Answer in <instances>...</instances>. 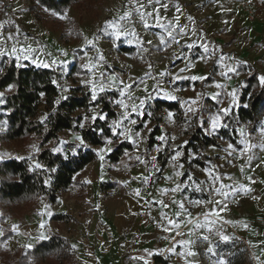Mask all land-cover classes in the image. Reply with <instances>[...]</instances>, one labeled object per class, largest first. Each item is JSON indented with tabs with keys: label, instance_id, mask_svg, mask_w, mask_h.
<instances>
[{
	"label": "rangeland",
	"instance_id": "obj_1",
	"mask_svg": "<svg viewBox=\"0 0 264 264\" xmlns=\"http://www.w3.org/2000/svg\"><path fill=\"white\" fill-rule=\"evenodd\" d=\"M29 4L28 0H0V48L6 53L5 56H19L20 59L16 60L18 64L29 62L40 66L47 63L49 67L56 68V83L60 88L61 98L67 96L73 86L80 85L92 92L91 85L95 84L97 96L100 87H104L105 91H117L118 96L114 99L119 112L118 119L114 121L117 123L121 113L125 111V108L115 103L118 99H123L130 108L139 103L138 98L153 95L154 90L171 92L177 97L171 101H179L184 115L191 117L201 109L206 96L211 98L218 94L215 100L220 109L238 106V90L245 78V74L238 70L240 65H251L259 72L260 77H264V0H80L63 14L45 11L40 7L42 20H38L29 10ZM116 31L122 33L119 40L114 35ZM168 31H171V36H168ZM161 37H164L163 41ZM201 44L208 46L209 53H204ZM122 46L134 47L136 53L121 52ZM13 48L16 49L15 52L12 51ZM25 56L28 58L25 59ZM221 56L225 58L223 61ZM4 57H0V67ZM75 63H79L80 71L72 74ZM84 65H89L90 68L82 67ZM230 68H235L236 71L230 72ZM112 77L118 78L115 84L112 83ZM193 77L204 79L197 80L192 79ZM121 80L124 85L131 86L124 96H120L118 91L123 87L119 83ZM187 81L189 84H186ZM217 84L223 87L219 88ZM233 92L236 93L234 100L231 95ZM0 93L4 95V91L0 90ZM155 99L168 100L162 94L159 98L153 95L140 110V115L132 114L136 124L125 121L117 128L119 133L127 125V135L130 138L125 139L122 135L118 138L131 141L134 149L126 152L118 164L106 161V155L110 151H101L106 146L111 149L112 142L98 149V161L80 173V179L84 180L86 186L72 187L64 193L57 203L59 210L70 213L77 210L82 215L83 210L79 207L85 200L87 185L98 181L95 179L96 173L104 166L108 169L104 171L109 173L113 181L129 179L135 185L139 175L134 170L143 167L146 173L143 174V179H139L141 184H152L165 178L169 189L179 185V194L193 204L206 201L208 195L213 194V189L220 188L221 185H226L224 191H228L231 185L232 188L236 187L229 177V166L234 154L243 150L235 147L230 149L229 142H221L220 147L212 146L205 151L212 157L208 167L202 169L195 165L188 169L181 160L182 147L187 141L185 128L167 110L162 111L163 136L166 140L161 141L148 154L145 152L154 122H144L142 116L150 111ZM192 100L197 103L191 104ZM2 105L3 96L0 97V115L3 113ZM189 107L196 111L188 112ZM100 109L101 105L91 107L89 116L96 114L105 117ZM169 113L172 114L171 117ZM211 113L209 127L206 128L208 133H213L209 129L211 118L217 111L213 110ZM201 117L204 120V116ZM5 129L6 120L0 118V133ZM241 129L244 132L241 141L246 143L247 149V128L240 127V134ZM263 137L264 111L261 115V130L252 137V141L262 145ZM78 138L79 135L65 131L61 134V145L67 141H80ZM61 145L56 149H61ZM48 146H53V143ZM37 151L38 141L34 136L24 142L0 141L2 160L31 158ZM168 151L173 153L162 168L159 155L165 156ZM176 152L180 155L174 161L172 157ZM153 156L156 157L155 165L152 163ZM177 172L181 174L177 176ZM212 175L220 179L210 183ZM198 186L202 190H197ZM126 187L127 185L122 187V192H127ZM57 207L46 204L44 199L25 207L20 218L8 220L15 234L2 245L25 247L31 245L34 238L45 236L48 232L71 235L72 228L59 224L52 218ZM176 245L171 254H165L164 257L170 264H189L187 256L191 255L188 248L182 245V240H178ZM245 248V244L235 241L220 245L213 253L206 255V251L197 246V255L206 259L205 264H219L220 261H225L226 264H243L242 254L247 261Z\"/></svg>",
	"mask_w": 264,
	"mask_h": 264
},
{
	"label": "trees",
	"instance_id": "obj_2",
	"mask_svg": "<svg viewBox=\"0 0 264 264\" xmlns=\"http://www.w3.org/2000/svg\"><path fill=\"white\" fill-rule=\"evenodd\" d=\"M28 8L38 20H42L41 9L63 14L80 0H28ZM98 1V0H91ZM41 7V9H40ZM74 23V20H70ZM71 24V23H70ZM121 52L135 54L134 47L122 46ZM0 71V90L3 95V113L6 129L0 133L1 142L26 141L32 136L38 141V151L33 157L8 158L0 161V237L1 264H66L74 260L73 246L70 240L56 232H50L46 239L38 240L32 248L19 245L15 248L3 246L15 234L9 218H20L25 207L43 200L48 205L56 204L71 187L81 186L80 173L98 159V149L112 140L111 151L106 161L118 164L126 152L134 149L128 140H119L112 132V123L118 119L119 112L114 104L118 92L104 91L98 94L96 101L91 98V91L83 85L73 86L70 93L61 98V91L56 83V68L36 66L29 62L18 64L13 57L5 56ZM79 63H75L71 73H77ZM238 70L245 74L244 84L238 90V106L229 114L221 115L222 125L213 133H208L209 118L213 110L220 109L219 103L209 96L204 97L203 106L193 116L186 117L179 101L155 99L150 111L144 113L142 121L151 120V130L146 145L148 154L161 143L164 122L163 110L174 114L177 122L185 128L187 141L182 147L181 157L190 169L198 166L208 167L212 159L205 151L212 146L220 147L221 142L242 147L239 128L248 127L249 134L257 132L264 111V82L260 74L251 65H240ZM211 79V78H210ZM209 81V80H208ZM186 84H189L187 81ZM11 86V90H9ZM101 105L100 112L106 119L89 116L91 107ZM201 116H204L203 127ZM88 117L87 120L82 119ZM83 124V127L80 125ZM65 131L75 133L83 139L67 141L61 145V134ZM53 146H48L49 143ZM61 145V149H56ZM173 151L165 156L159 155L164 168ZM39 165V167H37ZM116 186L113 181L101 184L106 191ZM57 222H70L73 215L61 212L52 217ZM155 264H170L162 256H156Z\"/></svg>",
	"mask_w": 264,
	"mask_h": 264
},
{
	"label": "crops",
	"instance_id": "obj_3",
	"mask_svg": "<svg viewBox=\"0 0 264 264\" xmlns=\"http://www.w3.org/2000/svg\"><path fill=\"white\" fill-rule=\"evenodd\" d=\"M259 130L261 124L255 134L248 132L250 148L246 149L242 141L240 148L231 144L243 150L234 154L229 166V177L236 187L222 189L223 194L214 191L200 203L185 200L179 188L172 192L177 187L169 189L165 178L141 184L139 179L146 173L143 167L134 170L139 175L136 185L129 179L113 181L104 171L105 166L98 170L95 176L98 181L87 185L85 200L79 207L84 211L82 215L77 210L74 213L59 210L58 202L53 204L58 208L56 213L66 212L74 217L70 222H58L73 229L71 235H65L74 251L70 263L155 264L156 256L171 254L178 240H182L191 253L187 256L189 264L206 262L197 255V246L208 255L220 245L235 241L246 246L247 261L242 254L243 264H264V137L262 145L252 141ZM81 181V186H86ZM106 181H113L116 186L104 191L101 184ZM124 185L127 192H122ZM48 236L49 232L45 237ZM38 240L39 237L34 238L29 248Z\"/></svg>",
	"mask_w": 264,
	"mask_h": 264
},
{
	"label": "snow or ice",
	"instance_id": "obj_4",
	"mask_svg": "<svg viewBox=\"0 0 264 264\" xmlns=\"http://www.w3.org/2000/svg\"><path fill=\"white\" fill-rule=\"evenodd\" d=\"M150 2H151V0H150ZM157 2H159V0H157ZM111 26H112V27H115V25H111ZM144 26H145V27H148L147 24H145ZM123 34H124V35H129V34H131V35H135V33H123ZM167 34H168V36H171V35H172L171 31H168ZM114 35H115L116 39L119 40L120 37H121V35H122V33H121L120 31H116V32L114 33ZM9 39H12V37L9 36ZM163 39H164V37H161V40H162V41H163ZM173 39H174V38H173ZM200 46L203 48L204 53H206V54L209 53L210 50H209V48H208L207 45L201 44ZM189 47H192V45H189ZM12 51L15 52L16 49L13 48ZM21 51H24V49H21ZM5 55H6V53L2 50V48H0V57H4ZM65 55H66V53H65ZM24 58L27 59L28 57L25 56ZM15 59H16V60H19L20 57H19V56H16ZM101 59H103V58L101 57ZM220 59H221V61H223L225 58H224L223 56H221ZM52 63H55V61H53ZM40 66H42V67H44V68H48V67H49V64H47V63H42ZM82 67L90 68L89 65H84V66H82ZM2 70H3V68L0 67V71H2ZM181 71H184V69H181ZM229 71H230V72H235L236 69H235V68H230ZM166 74H167V73H161V75H166ZM192 79H197V80H199V79H204V77H193ZM117 80H118L117 77H112V83H113V84H115ZM260 80H261V82H264V77H260ZM119 83H120L121 85H123V87H121V88L118 89L119 94H120V96H124V95H125V91H126L127 89H129L131 86H129V85H124L122 80L119 81ZM141 83H142V82H141ZM216 86L219 87V88H222V87H223V85H220V84H217ZM91 87H92L91 98H92L93 101H96L97 98H98V97H97V87H96L95 84H92ZM9 90H11V86H10ZM99 91H100V92H104V91H105V88H104V87H100V88H99ZM161 94H162L166 99H168V100H176V99H177V97H176L175 95H173L171 92H163V93H161L159 90H154V92H153V95L156 96V98H159V96H160ZM153 95H148V96H146L145 98H138V99H139V103L136 104V105L131 106L130 108H129V106H128L127 104H125V102H124L123 99H118V100L115 101V103H117L118 105H120V106H122L123 108H125V111L121 113V116H120V120H119V122H118V123H117V122H114V123H113V127H112L111 130H112L114 136H116V137L118 138V136L122 135V136H124L125 139H129V138H130V137L127 135L128 128H127V125H126V124L124 125L123 128L120 129L119 133H117V128H118L121 124H124L125 121H127V122H129V123H131V124H136V120H135V119H132V114L140 115V114H141V111H140V110L144 107V105H145V103H146L147 100H151V99L153 98ZM217 95H218V94H217ZM217 95H214L213 97H211V99H213V100L217 99ZM231 95H232V98H233V100H234V99H235V95H236V93L233 92V93H231ZM2 96H3V93H0V97H2ZM185 103H188V102H185ZM190 103H191V104H196L197 101H196V100H192ZM195 111H196V109H194V108H192V107H189V108H188V112H195ZM230 111H231V109H218L216 115H214V116L211 118V127H210L209 131H210V132H215L216 129H217L218 127H220V126H224V127H226L227 125H222V124H221L220 116H221V115H227V114H229ZM168 115H169V117L172 116L171 113H169ZM98 118H100V119H106V117H104L103 115H96V114H94V115L91 117V119L93 120V122H94L96 119H98ZM82 119L87 120L88 117H83ZM83 126H84L83 124L80 125V127H83ZM201 126L203 127V120H202V119H201ZM243 134H244L243 129H241V135H243ZM137 135H138V134H137ZM78 139L80 140V145H83V144H84L83 139H81V138H78ZM159 139H160L161 141H165V140H166V137L162 135V136L159 137ZM111 142H112V140L109 139V140L107 141V144L110 145ZM232 147H233V146L230 144V145H229V148L231 149ZM101 151H111V149H110V147H107V146H106V147H105L104 149H102ZM157 151H159V149H157ZM179 155H180V153H179V152H176V154L172 157V159L175 161V160L177 159V157H179ZM2 159H3V157L0 156V160H2ZM137 159L139 160L140 158L137 157ZM155 161H156V157L153 156V157H152V163H153V165H155ZM37 167H39V165H37ZM180 174H181L180 172H177V173H176L177 176H179ZM210 174H211V173H210ZM218 179H220V177L215 176V175H212V180L210 181V183L215 182V181L218 180ZM224 187H225V185H221L220 188H214L213 190H214L215 192L222 193V189H223ZM178 188H179V185H177V188H173V189H171V191H172V192H175V191H177ZM197 190H202V189H200L199 186H198V187H197ZM137 194H139V193H137ZM222 194H223V193H222ZM180 207H183V204H181ZM245 226H246V225H245ZM41 227H43V225H41ZM2 235H3V232H2V230H0V236H2ZM39 238H40V239H46L47 237H45V236L42 235V236L39 237ZM204 239L207 240L208 237L205 236ZM224 239H227V237H224ZM184 243H187V241H185ZM25 247H31V245H26ZM209 251H212V249H209ZM189 254H191V253H189ZM219 264H226V262H225V261H220Z\"/></svg>",
	"mask_w": 264,
	"mask_h": 264
}]
</instances>
